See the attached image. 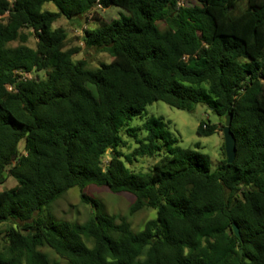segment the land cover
<instances>
[{
    "label": "trees",
    "instance_id": "16d2710c",
    "mask_svg": "<svg viewBox=\"0 0 264 264\" xmlns=\"http://www.w3.org/2000/svg\"><path fill=\"white\" fill-rule=\"evenodd\" d=\"M112 6L125 12L111 21L95 13ZM91 13L99 24L84 30L85 47L112 56L96 69L74 60L82 47L54 26ZM32 34L36 47L26 44ZM155 101L232 114L234 162L223 145L212 169L164 116L132 126ZM216 129L202 121L197 134ZM123 132L135 141L127 153ZM142 157L157 160L148 171L129 166ZM11 176L0 224L24 227L0 231V264H264V0H0V187ZM90 184L132 194L131 215L151 207L157 217L135 231L127 216L100 210ZM73 187L92 216L46 218Z\"/></svg>",
    "mask_w": 264,
    "mask_h": 264
},
{
    "label": "rangeland",
    "instance_id": "374dc122",
    "mask_svg": "<svg viewBox=\"0 0 264 264\" xmlns=\"http://www.w3.org/2000/svg\"><path fill=\"white\" fill-rule=\"evenodd\" d=\"M182 2H192L193 0H181ZM46 8L50 10H57L53 3H47ZM98 13L100 18L111 21L120 16L121 12H125L122 8L112 6L104 9L97 7L95 13ZM99 24V20L91 14L79 17L76 21H71L65 17H61L54 23L55 27L61 26L69 31V43L72 46H80L82 50L74 55V60L84 59L87 62L88 68L96 69L102 63H108L112 60V56L107 52H100L95 48H86L83 40V34L85 29L95 28ZM161 29L165 28V23L160 22ZM25 32H32L31 29H25ZM21 44V42L15 41L11 43L12 46ZM27 45L36 47L37 37L32 34L29 36ZM41 77L45 76V72H39ZM26 76V75H25ZM29 77H35V73L28 74ZM164 116L166 121L171 120L169 124V130L178 138L179 145L184 148H193L196 143L200 145V152L209 155L212 160V169L224 159L222 153V146L225 145V137L223 133V126L226 119L218 116L206 105L199 104L194 111L189 112L186 110L178 109L168 105L163 101H155L149 104L145 111L144 118H136L132 121V126H140L144 119L150 116ZM205 121L209 124L216 125V132L209 136H199L197 129L199 124ZM138 136L143 137L144 132L138 131ZM124 138L127 140L128 145L122 148V151L127 153L135 146L133 137H130L123 132ZM25 142L20 143V148L24 147ZM167 149L163 151L166 153ZM110 160L109 153L103 158V163L106 164ZM156 157H142L138 161H134L130 167L134 170L148 171L150 166L155 163ZM17 184L14 177H9L8 181L1 185V190L8 189ZM89 196L98 199L102 205L100 210L109 215L127 216L130 221L133 230L140 231L144 228L145 223L148 220L155 219L157 217V209L147 207L142 209L133 215L129 214L130 205L134 201V196L127 192L114 193L106 186H100L96 184L88 185L84 190ZM81 189L79 187H73L67 191L61 198H59L51 209H47L44 212L46 218L53 220L64 219L68 221L84 222L89 219L95 209L90 204L84 203L81 199ZM22 229L24 227L23 222L10 221L0 224V231H5L9 226ZM43 252H46L52 259H59V256L48 246L41 247Z\"/></svg>",
    "mask_w": 264,
    "mask_h": 264
},
{
    "label": "water",
    "instance_id": "95a60500",
    "mask_svg": "<svg viewBox=\"0 0 264 264\" xmlns=\"http://www.w3.org/2000/svg\"><path fill=\"white\" fill-rule=\"evenodd\" d=\"M232 114H228L226 117V122L223 128V133L225 137V151L227 160L229 163H233L236 159V143L237 139L234 132L231 129L232 126ZM234 230L239 238H241V233L238 225L236 223L233 224ZM241 254H243V249L240 250Z\"/></svg>",
    "mask_w": 264,
    "mask_h": 264
},
{
    "label": "built area",
    "instance_id": "2783aa9c",
    "mask_svg": "<svg viewBox=\"0 0 264 264\" xmlns=\"http://www.w3.org/2000/svg\"><path fill=\"white\" fill-rule=\"evenodd\" d=\"M28 74H26V76H27ZM9 89L11 90L12 89V87L11 86H9Z\"/></svg>",
    "mask_w": 264,
    "mask_h": 264
}]
</instances>
